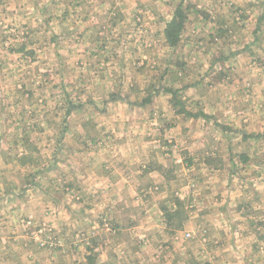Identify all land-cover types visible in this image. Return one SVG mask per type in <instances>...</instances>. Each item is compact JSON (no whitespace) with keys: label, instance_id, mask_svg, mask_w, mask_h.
<instances>
[{"label":"rangeland","instance_id":"rangeland-1","mask_svg":"<svg viewBox=\"0 0 264 264\" xmlns=\"http://www.w3.org/2000/svg\"><path fill=\"white\" fill-rule=\"evenodd\" d=\"M172 1L0 0L22 54L0 58V245L20 261L264 264V0Z\"/></svg>","mask_w":264,"mask_h":264},{"label":"crops","instance_id":"crops-1","mask_svg":"<svg viewBox=\"0 0 264 264\" xmlns=\"http://www.w3.org/2000/svg\"><path fill=\"white\" fill-rule=\"evenodd\" d=\"M148 1H151V0H148ZM159 1L164 7H167L168 3H169L170 7H172V6H174L176 4V2H174L172 0H159ZM192 1H194L193 2V6H191L188 9V11L191 12L190 14L191 15L196 14V16L202 15L203 17H207V13L202 12V11H208V12H210V14H212L213 12H216V13L219 12V14H221L220 16H222V15H224L227 12V8L233 7L234 4L243 5V4H246L248 2V4H247V8H248V7H251L252 4L257 5L260 0H256V1L255 0H192ZM153 4H155V3L151 2L150 6L152 7ZM111 14H113V10H111ZM214 18H216V17H214ZM170 21H171V17H170V19H168L167 23L170 22ZM112 26H113V24L111 25V27ZM161 29L162 28L159 29L160 32L162 31ZM4 44H7V43L0 41V46H1L0 47V58H4V56L11 57L13 55H22L20 53L19 54H16V53L14 54V52H11V53L5 52L6 48L2 47ZM143 46H145V45H140V47H143ZM114 49H116V48H111L112 52L114 51ZM121 52H123V51H120L119 53H121ZM128 52H130V53H128ZM112 55H113V53H111V56ZM122 57L125 58L124 59V63H123V67L125 69H126V67L128 65V63L126 64V62H128L130 59H136V60L140 61L137 64V66H138L137 69H139L140 66H142L144 63H146L149 60V56L145 52H141L140 49L137 50V51H129V50H127V51H125L122 54ZM131 67H135V65L133 64ZM126 169H128V168H126ZM137 173L139 174L140 177L141 176H149L153 180H154L155 177H157V178L159 177V179L162 180V177L160 176V175H162L161 172H159L158 169L152 168L151 165L148 162H146L145 165H141V167L138 168ZM161 180H159V182H161ZM123 182H126V179L121 177L120 180L117 183H115L114 186L117 187L118 185H121V186L127 187L128 184L127 183H123ZM152 182H154V181H151V184H152ZM112 185L113 184H111V186ZM228 201H230V200H228ZM232 212L229 209H227V211L224 213V215L222 217L223 218V222H228L230 220H240L241 219V217H236ZM246 213H243V214L245 215ZM232 214L234 215L235 219H234ZM251 214H253V213H249V214L247 213L246 214V218L250 219L251 218V216H250ZM260 215L263 216L264 214L259 213L258 219H259ZM163 220L164 219L162 218V222L161 223H163ZM2 236H3V233H1V240L4 241V239H2ZM17 246H19V245H8L5 248H9V249L5 253H3L2 250H4L5 248L3 247V245H0V252H1L0 253V264H52L51 261H48L46 259L45 260H36L33 257H31L30 260H22V261H20L24 255H28L29 249H28L27 244H23L21 250H19V247H17ZM23 253H24V255L21 257V255ZM41 253L45 254V252H41ZM20 257H21V259H20Z\"/></svg>","mask_w":264,"mask_h":264},{"label":"trees","instance_id":"trees-1","mask_svg":"<svg viewBox=\"0 0 264 264\" xmlns=\"http://www.w3.org/2000/svg\"><path fill=\"white\" fill-rule=\"evenodd\" d=\"M180 9V8H179ZM179 9L175 12V14L178 16L180 13L178 12L179 11ZM182 17L180 16V20L177 22V23H175V20L173 19V21L170 23V25L167 27V35L171 38V40H172V38H173V36H174V32H175V30H180V29H182Z\"/></svg>","mask_w":264,"mask_h":264}]
</instances>
